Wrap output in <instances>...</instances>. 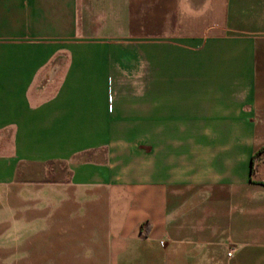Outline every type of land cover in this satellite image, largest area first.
I'll list each match as a JSON object with an SVG mask.
<instances>
[{
    "label": "crops",
    "instance_id": "1",
    "mask_svg": "<svg viewBox=\"0 0 264 264\" xmlns=\"http://www.w3.org/2000/svg\"><path fill=\"white\" fill-rule=\"evenodd\" d=\"M263 145L264 0H0L3 264H264Z\"/></svg>",
    "mask_w": 264,
    "mask_h": 264
},
{
    "label": "trees",
    "instance_id": "2",
    "mask_svg": "<svg viewBox=\"0 0 264 264\" xmlns=\"http://www.w3.org/2000/svg\"><path fill=\"white\" fill-rule=\"evenodd\" d=\"M264 156V145L262 147H260L254 154H253V158H252V166H251V173H254L255 169H256V158L258 156Z\"/></svg>",
    "mask_w": 264,
    "mask_h": 264
},
{
    "label": "rangeland",
    "instance_id": "3",
    "mask_svg": "<svg viewBox=\"0 0 264 264\" xmlns=\"http://www.w3.org/2000/svg\"><path fill=\"white\" fill-rule=\"evenodd\" d=\"M2 254V252H1ZM2 256V255H1ZM4 262L2 261V257L0 258V264H3Z\"/></svg>",
    "mask_w": 264,
    "mask_h": 264
}]
</instances>
